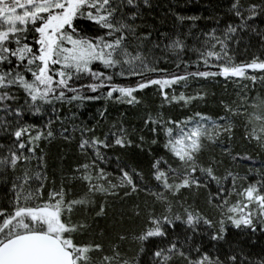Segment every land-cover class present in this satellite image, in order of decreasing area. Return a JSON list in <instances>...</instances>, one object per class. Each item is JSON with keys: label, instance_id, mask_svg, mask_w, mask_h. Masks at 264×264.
Wrapping results in <instances>:
<instances>
[{"label": "snow or ice", "instance_id": "snow-or-ice-1", "mask_svg": "<svg viewBox=\"0 0 264 264\" xmlns=\"http://www.w3.org/2000/svg\"><path fill=\"white\" fill-rule=\"evenodd\" d=\"M161 6L0 0V264H264V0Z\"/></svg>", "mask_w": 264, "mask_h": 264}, {"label": "trees", "instance_id": "trees-1", "mask_svg": "<svg viewBox=\"0 0 264 264\" xmlns=\"http://www.w3.org/2000/svg\"><path fill=\"white\" fill-rule=\"evenodd\" d=\"M165 2H166V0H161V5H162V6H161V8L159 9V10L161 11V13L163 12V4H164ZM173 2H175V0H173ZM181 3H183V0H181ZM191 7H192L193 10H195V7H196V6H195V5H192ZM209 87H210L212 90L216 91L217 95L220 94V89H221V86H220V85H209ZM230 91H231V89H229V92H230ZM150 97H151V91L149 90V98H150ZM206 110H215V109H214V106L210 104L209 107H208V109H206ZM178 111H179L178 109H173V114H176ZM237 142L239 143V131H238V136H237ZM241 146H242V145H241ZM60 150H61V146H60L58 143L54 142L53 145L51 146L50 152H51V154H52L53 156H55ZM248 150L252 153L254 159H253V161H249V162L245 163V164L242 165V166H243L244 168H247L248 164L251 163V164H254L255 167H260L261 163L264 162V152H259V153H257L256 150L251 149V148H249ZM136 151H138V150L135 149V148H130V149H128V152H129L130 154H133V153H135ZM116 207L118 208L119 205L117 204ZM101 223L103 224L104 221H101Z\"/></svg>", "mask_w": 264, "mask_h": 264}]
</instances>
